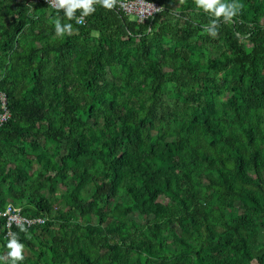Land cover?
Returning a JSON list of instances; mask_svg holds the SVG:
<instances>
[{
	"label": "trees",
	"instance_id": "1",
	"mask_svg": "<svg viewBox=\"0 0 264 264\" xmlns=\"http://www.w3.org/2000/svg\"><path fill=\"white\" fill-rule=\"evenodd\" d=\"M149 1L60 36L63 10L0 0V209L42 218L21 264H264V0L215 36L196 0Z\"/></svg>",
	"mask_w": 264,
	"mask_h": 264
},
{
	"label": "clouds",
	"instance_id": "2",
	"mask_svg": "<svg viewBox=\"0 0 264 264\" xmlns=\"http://www.w3.org/2000/svg\"><path fill=\"white\" fill-rule=\"evenodd\" d=\"M101 2L103 6L109 9H111L115 4V0H101ZM96 3L97 0H58V7L63 9V14L68 18L69 22L62 23L60 19H57L55 21L56 34L60 36H63L66 33L70 34L73 31V24L70 21L75 18L82 23L84 17L95 12ZM196 4L205 13H208L210 16L216 18L211 21L213 26L208 29L210 34L213 36H215L218 31L214 25L219 23V18L223 17L225 20L230 19L237 15L241 7L238 0H196ZM77 10H80L79 16H77ZM8 205L9 204H7V206ZM1 219L4 220V226L6 228L5 219L0 218V220ZM19 227L21 231H27L25 225L20 224ZM4 237L7 241L6 256L11 258L10 264H21L24 260L25 245L19 238L18 233H13L11 236H8L6 231Z\"/></svg>",
	"mask_w": 264,
	"mask_h": 264
},
{
	"label": "built area",
	"instance_id": "3",
	"mask_svg": "<svg viewBox=\"0 0 264 264\" xmlns=\"http://www.w3.org/2000/svg\"><path fill=\"white\" fill-rule=\"evenodd\" d=\"M52 7L56 9H61L58 7V0H46ZM115 6L122 10L125 14L129 16H135L139 21H146L152 18L154 15L162 11V5L158 2L149 0H115ZM63 10V9H61ZM78 23H81L77 20ZM84 22V19H83ZM82 22V23H83ZM1 106L5 110L0 113V125L9 117L8 111L6 109L7 99L5 96L1 97ZM0 218L5 219V225L7 229V235L11 236L13 234V228L19 226L20 224L27 223L30 225L32 223L41 222L42 218L30 219L22 214V208L13 206L9 204L5 209L0 210Z\"/></svg>",
	"mask_w": 264,
	"mask_h": 264
},
{
	"label": "rangeland",
	"instance_id": "4",
	"mask_svg": "<svg viewBox=\"0 0 264 264\" xmlns=\"http://www.w3.org/2000/svg\"><path fill=\"white\" fill-rule=\"evenodd\" d=\"M170 93H171V91H170ZM41 140H43V139H41ZM160 201H162V202H166L167 199H166V197L161 196V197H160ZM94 221H96V219H94Z\"/></svg>",
	"mask_w": 264,
	"mask_h": 264
},
{
	"label": "crops",
	"instance_id": "5",
	"mask_svg": "<svg viewBox=\"0 0 264 264\" xmlns=\"http://www.w3.org/2000/svg\"><path fill=\"white\" fill-rule=\"evenodd\" d=\"M8 204H13V203H10V202H9ZM13 205H14V204H13Z\"/></svg>",
	"mask_w": 264,
	"mask_h": 264
}]
</instances>
